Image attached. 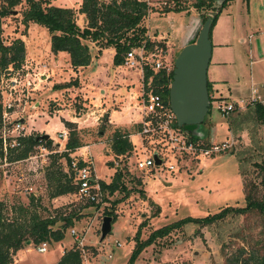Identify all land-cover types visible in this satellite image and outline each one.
<instances>
[{
    "label": "rangeland",
    "instance_id": "374dc122",
    "mask_svg": "<svg viewBox=\"0 0 264 264\" xmlns=\"http://www.w3.org/2000/svg\"><path fill=\"white\" fill-rule=\"evenodd\" d=\"M145 1L152 9H157L148 13L144 19L147 37L165 39L174 51L173 61L180 53L181 46H185L197 28L202 27L210 17L206 7L201 12L193 7L196 0H185V12L168 13L165 16L158 12L164 6L161 0ZM250 1L253 6L250 20L262 26L264 11L258 8L260 0ZM56 4L77 11L75 0H57ZM220 4V0H215V6ZM233 9L231 5L228 12ZM22 11L23 7L18 6L12 15L1 20V38L6 44L21 39L25 46V58L19 70L9 67V72L0 75V138L5 130H11L12 125L19 122L22 123V133L26 136L47 135L52 144L46 143L48 140H42L20 162L0 160V202L4 204V213L8 218L16 216L17 208L22 206L37 212L40 217H64L78 213L79 220H75L74 225L65 231V238L61 242L47 244L45 254L38 253L37 246L31 241L26 242L17 256L13 257L12 264H57L62 251L77 249L75 239L70 235L72 229L84 237V249L81 247L83 251L77 249L80 254L84 252L81 254V264H128L136 250L137 241H147L153 232L165 226L187 218H205L227 207H245L240 168L251 170V166L247 164L251 159L250 151L245 152V156L241 155L244 161L242 166H239L232 153L249 146L252 150L260 149L261 152V147L264 146V127L253 125L240 133L230 132L231 137L227 138L228 141H233L230 150L210 158H180L178 170L171 174L164 167H155L151 171L136 170V158L131 155V159L127 160L130 172L126 173L124 179L131 192L123 200V192L110 195L107 191H101L96 202L91 203L81 199L74 191L62 195L61 200L54 201L51 195L58 179L70 181L75 186L73 173L63 156L73 127L66 128L64 122L73 123L78 138L84 145L81 148H86L67 152L70 160L72 157L78 159L81 152L90 154L94 174L103 181H111L108 180L112 173L111 167L121 166L128 171L124 158H111L112 156H106V151L110 150L113 132L117 129L124 130L116 125L126 124L132 113H137L134 110L126 111L127 107L133 106L127 104L132 87L125 90V77H129L131 71L122 66L114 67V54L109 55L105 51L108 49L102 50L95 58L96 50L91 48L92 64L85 72L78 68L82 74L75 72L63 56H51L48 48L50 37L44 27L29 24L25 28L22 25ZM226 14L227 11L223 9L209 30L211 52L206 73L209 92L212 94L214 89V98L227 102L237 101V97L249 98L251 88L259 90L257 95H264V55L262 58L258 55L256 43L259 39V46L264 54V35L256 33L255 28L243 29L240 37L245 38V43H241L240 39L232 40L228 28L233 23ZM204 17H207L205 21ZM77 23L82 25L79 15ZM249 35L252 37L250 40ZM157 45L169 49L161 41ZM97 66H101L98 74ZM75 74L82 77L81 84ZM67 83H71V86L56 88ZM248 107L250 106L223 118L217 111V100H211L204 121L208 127L215 128V131L221 129L217 137L223 140L220 136H227L225 123L231 117L245 113ZM109 112L116 125L110 123L108 115V120H103ZM133 121L128 128L131 132L135 125ZM63 130L68 133L66 141L58 137ZM132 141L137 142V138ZM221 142L223 141H210L211 144ZM118 200L122 201L116 203ZM110 211L114 213L116 220L111 225L110 234L100 241L102 219ZM116 243L121 246L118 247ZM263 244L262 219L258 214L231 215L223 221L204 227L186 222L163 239L145 244L133 257L131 264H231L229 261L239 254L241 263L253 249L258 250Z\"/></svg>",
    "mask_w": 264,
    "mask_h": 264
},
{
    "label": "trees",
    "instance_id": "16d2710c",
    "mask_svg": "<svg viewBox=\"0 0 264 264\" xmlns=\"http://www.w3.org/2000/svg\"><path fill=\"white\" fill-rule=\"evenodd\" d=\"M52 0H0V33L1 20L13 14L16 7H23L22 25L28 27L29 24H37L44 27L50 37V51L56 55L60 52L67 53L69 63L73 69L85 68L92 64L91 48L96 50L95 58H97L102 50L113 49L114 55L112 64L114 67L122 66L125 54L131 49L145 46L147 50L153 49L156 45L147 37V28L144 19L148 13L157 11L152 9L145 0H82L77 11L70 8L53 6ZM164 6L158 10L162 15L168 13H182L187 10L185 0H161ZM220 6H215V0H196L193 7L198 11H202L206 7L207 15L216 13L212 20L214 24L217 16L231 2V0H220ZM204 14V13H203ZM77 15L84 17V24L81 27L77 23ZM164 15V16H165ZM206 14L204 16H207ZM207 17H204L205 21ZM162 47H164L162 45ZM165 48V47H164ZM25 58V46L21 39H15L6 44L0 35V75L5 74L9 67L13 70H19ZM152 72L146 69L144 73V82L146 83ZM173 71L169 75H165L160 71L153 76L154 91L159 94L164 103L169 104V86L172 81ZM71 83L58 85L56 88L69 87ZM209 100L211 94L209 92V84L207 83ZM209 112V111H208ZM0 106V117L2 116ZM208 114V113H207ZM103 120H108L107 115ZM205 120V119H204ZM228 123V129L233 134L247 130L249 125L264 127V104L256 103L248 107L245 113L231 117ZM203 125H207L203 121ZM64 126L70 130L68 140L65 144L66 157L70 166V158L67 152L83 147L82 140L78 138L73 123L64 122ZM133 131L128 129L115 130L112 134L110 151L116 159L122 157L127 165V160L131 157L133 146L129 140V136L138 133L141 129L140 124H135ZM182 130V129H181ZM183 131V130H182ZM193 141H201L198 137L188 134ZM21 147L18 149L8 150L4 152L0 139V160L6 159L8 163L18 162L28 157L32 149L41 142L38 136H28L21 139ZM203 144L208 145L210 142L202 140ZM256 141V140H255ZM52 141L48 140L46 143ZM258 143V141H256ZM261 147V145H260ZM250 151L251 159L247 164L251 170L240 168V175L243 177V194L246 202L245 207H227L218 213L209 215L201 219L187 218L165 226L153 232L147 241H137L136 250L131 260L145 244L163 239L171 231L181 228L186 222H193L200 227L212 225L223 221L228 216H243L249 214H258L262 219V231L264 233V146L260 149L246 147L239 152L233 151L238 160L239 166H242L243 159L241 155ZM81 166V164H80ZM112 166L111 164L109 165ZM126 171L123 167L118 166L109 184L99 181L101 191H107L110 195L123 192L122 200L130 195V192L124 182L126 173L130 172L128 165ZM112 168V167H111ZM117 168V167H116ZM250 177V178H249ZM77 188L70 181H56L55 191L51 198H56L65 194L76 192ZM141 194V191L138 192ZM120 200V201H122ZM119 200L116 203L120 202ZM16 216L8 218L4 213V204L0 202V264H12L13 257L16 253L23 249L26 242L31 241L35 246L41 243H58L65 238V231L74 225V221L79 220L78 213H72L64 217H40L37 212L29 211L26 207H18ZM115 222L116 216L112 211L106 213ZM60 223V225H58ZM58 225V226H57ZM137 233L136 239H138ZM242 253V249L240 250ZM239 254L233 257L229 263L231 264H264V244L258 250H252L251 254L239 263ZM128 264H131L132 261ZM57 264H81L80 251L71 249L61 256Z\"/></svg>",
    "mask_w": 264,
    "mask_h": 264
},
{
    "label": "built area",
    "instance_id": "2783aa9c",
    "mask_svg": "<svg viewBox=\"0 0 264 264\" xmlns=\"http://www.w3.org/2000/svg\"><path fill=\"white\" fill-rule=\"evenodd\" d=\"M122 67L137 73L140 77V91L135 100L137 101L136 109L141 115L139 123L141 129L137 133L141 143L139 147L135 145L132 152V157L136 158L134 163L136 170L151 171L155 167H164L167 173L171 174L178 170L177 165L180 158L196 156L210 158L213 155L216 156L231 149L232 140H226L221 143H209L208 145L200 144L198 143L199 141L193 142L188 134L177 126L169 104L164 103L162 97L154 91L153 76L160 71H163L165 75H169L174 69V61L166 48L157 44L151 50H147L144 45L131 48L124 56ZM146 69L150 70L152 75L145 83L144 73ZM256 92V89H251V96L246 101L227 102L220 98L216 99L214 96H211V100H217V111L221 117L226 118L234 112L243 110L247 105L252 106L256 103H263ZM21 124L16 122L12 125L11 130L7 129L4 131L0 138L4 152L20 148V140L28 137L22 133ZM67 136L66 130L60 131L58 135L63 141L67 140ZM144 140L146 141L144 142ZM154 156L159 159V165H156ZM130 159L131 157L128 160ZM93 167L91 155L86 152H81L78 155V159L77 157H72L70 161V168L73 173L72 179L77 187L76 192L81 199L91 203L96 202L97 197L101 193L99 180L94 174ZM70 235L75 239L77 249L83 251L84 237L77 234L73 229L70 230ZM116 245L118 247L121 246L118 243ZM36 251L40 254L46 253L47 243H41L36 247ZM81 254H84V252Z\"/></svg>",
    "mask_w": 264,
    "mask_h": 264
},
{
    "label": "water",
    "instance_id": "95a60500",
    "mask_svg": "<svg viewBox=\"0 0 264 264\" xmlns=\"http://www.w3.org/2000/svg\"><path fill=\"white\" fill-rule=\"evenodd\" d=\"M209 15L210 17L202 27L197 28L174 59L173 76L169 86V107L175 116L177 126L199 139L201 138L199 129L210 108L206 73L211 52L209 30L216 13ZM38 139L47 141L50 138L41 135ZM154 160L156 165L160 164L156 156ZM111 225L112 218L103 217L100 241L110 234Z\"/></svg>",
    "mask_w": 264,
    "mask_h": 264
},
{
    "label": "crops",
    "instance_id": "0c3cea01",
    "mask_svg": "<svg viewBox=\"0 0 264 264\" xmlns=\"http://www.w3.org/2000/svg\"><path fill=\"white\" fill-rule=\"evenodd\" d=\"M56 1L57 0H52L51 1V4L53 6H58L56 4ZM81 1L82 0H75V10H78L79 9V7L81 5ZM261 1L262 0H260V3L258 4V8L259 9H263V11H264V0H263L262 3H261ZM231 5H233L234 9L231 10L230 12H228V9L230 8ZM58 7L71 8V7H68V6H61V5L58 6ZM252 10H253V6L251 5V1L250 0H231V2L224 8V11H227V14H226L227 17H230L229 20H230V22L232 20V23H233V25L230 28H228L232 40L237 39V41H238V39H240V42L244 44L245 41H246L245 38L244 37H240V31H242L243 29L244 30H247V29L248 30H251L252 28L253 29L255 28L257 30L256 33H259L260 36L264 35V24L262 26L260 24L257 25L255 23H252V21L250 20V16H251V11ZM79 18H80V21L82 22V25L81 26H83V24H84V21H83L84 17L81 16V15H79ZM257 27H259V28H257ZM149 39L152 42H154L155 44L159 43L160 41L162 42V44H166V46L169 48L168 51L170 53V56L173 59L172 52H174V51L171 50V48L168 46V43H167V41L165 39H163V38H153V37H150V36H149ZM248 39L249 40L252 39L251 35L248 36ZM248 43L250 44V41ZM256 43H257L258 55L262 58L264 54H263V50H261V46H259V44H260L259 43V39H257ZM183 47L184 46H181L180 49H182ZM48 48H49V52H50L51 56H53L54 58H59V57H62L63 56L65 58V60H67L69 62V56H68L67 53L60 52V53L54 55L50 51V45H49ZM105 51H107L109 55L114 54V50L111 49V48H109L108 50H105ZM98 61H100V65H101V62L102 61L100 60V57H99V60ZM224 63L225 62H221V64H224ZM69 66H70V63H69ZM89 66H87L86 68H81V69L83 70V72H85L84 70H86ZM96 69H97V74H98L101 71V66H97ZM79 70L80 69L77 68V69H75V72L78 71L80 74H82L81 71H79ZM43 77H45V76H43ZM76 77H77V75L75 74V78ZM77 78L80 80V81H78V83L81 84V78L82 77L79 76ZM125 78H127V80H125V90L128 91L132 87V93H131V95L129 97V102L127 104L130 103V105H133L132 107L131 106L127 107L126 108V111L128 112L129 110H134V111L137 112L136 115H133V113H132V115L129 118V120L127 121V123L126 124H123V125H116V123H114L111 120V118H110V112L108 114H106V115L109 116V117L108 116L107 117L110 120V123L111 124H115L117 126V128L120 127V128H123V129H128L129 126H130V124H131V122H132V120H134L133 121L134 124H139L140 121H141V115H140V112L136 109V103H137V101L135 100V98L138 96L139 91H140V77L137 75V73L131 71V74L129 75V77H125ZM75 80H77V79H75ZM90 80H93V79H90ZM127 82H129V84ZM78 83H77V86L79 85ZM128 86H129V88H128ZM134 87H136V88H134ZM251 89H256V88H251ZM256 91L259 92V90H257V89H256ZM111 93H112V91H110V94ZM213 93H214V89H212L211 96H214ZM256 94H258V93L256 92ZM104 95H106V92H105ZM249 96H251V91H250V95ZM257 96H259L261 98V101H263L262 104H264V95L261 93V95H257ZM249 98L247 96H244V97H237L236 99H237V101H241V100H243V101L245 100L246 101ZM121 102L123 103L124 101L121 100ZM120 117L122 118L123 115H121ZM73 122H75V121H73ZM211 123H212V121H211ZM225 124H226L225 127H226V130H227V136L228 137L227 136H220V137H223L222 138L223 140H219L218 139L219 137H217V134L219 135L221 129H219L218 131H215V128L208 127V125H205L204 126L203 123H202V125H201V127L199 129V133L201 135V138L200 139L201 140H207L209 142L210 141L211 142L226 141L227 138L229 139L231 137V134H230L229 129L227 128V123H225ZM211 132H212V134H211ZM133 138H137V142H133L132 141ZM129 140H130L133 148L136 145L134 143H137V144L139 143V145L141 143V139H140V137L138 135H134V134L130 135L129 136ZM139 145L138 146L136 145V146L139 147ZM81 149H83V148H81ZM106 153H107L106 156H109V157L112 156L111 158H114V155L111 153L110 150L106 151ZM18 162H20V161H18ZM116 167L110 168L111 171H112V173L110 174L108 180H111L110 177H113L115 171L117 169H119L118 167L117 168ZM99 181H103V180L102 179H99ZM103 182H105L106 184H109L111 181L104 180ZM61 198H63V196H59V197H56V198H53V199H54V201H57V200H61ZM17 253H16L15 256H17ZM61 254L63 255L64 252L62 251ZM15 258H14V260H15Z\"/></svg>",
    "mask_w": 264,
    "mask_h": 264
},
{
    "label": "flooded vegetation",
    "instance_id": "af4514ba",
    "mask_svg": "<svg viewBox=\"0 0 264 264\" xmlns=\"http://www.w3.org/2000/svg\"><path fill=\"white\" fill-rule=\"evenodd\" d=\"M209 94V93H208Z\"/></svg>",
    "mask_w": 264,
    "mask_h": 264
}]
</instances>
